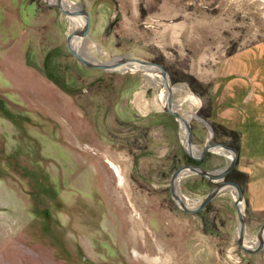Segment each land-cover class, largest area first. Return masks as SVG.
Segmentation results:
<instances>
[{"label": "rangeland", "instance_id": "obj_1", "mask_svg": "<svg viewBox=\"0 0 264 264\" xmlns=\"http://www.w3.org/2000/svg\"><path fill=\"white\" fill-rule=\"evenodd\" d=\"M55 1L0 0V264H264V244L248 253L237 243L232 188L219 190L196 212L182 211L170 195L169 177L178 166L204 168L208 159L217 171L230 151L193 159L186 131L167 113L162 134L175 138L176 149L171 143L168 153L163 146L158 159L150 136L155 131L140 126L145 113L164 111L160 71L129 63L125 70L80 64L66 35L80 29L84 18L71 22L76 16L61 13ZM60 3L88 13L89 29L73 43L86 58L135 57L166 71L175 109L190 123L194 155L215 142L208 119L215 65L225 61L232 71L240 58L248 86H241L238 99L253 91L256 78L257 115L250 125L231 119L217 124L239 136L246 132L239 138L240 161L264 162V58L248 57L249 49L264 51V0ZM114 11L117 19L103 34ZM253 97L242 104L245 111ZM254 130L258 144L250 151ZM147 144L152 149L142 153L138 147ZM142 166L145 175L137 170ZM151 166L165 172L152 175ZM234 169L248 179L246 169ZM254 175L262 179L260 191L247 183L246 196L259 213L249 209L238 184L246 247L257 244L264 220L262 164ZM206 181L189 171L177 178L175 192L186 208L197 206L215 183Z\"/></svg>", "mask_w": 264, "mask_h": 264}, {"label": "crops", "instance_id": "obj_2", "mask_svg": "<svg viewBox=\"0 0 264 264\" xmlns=\"http://www.w3.org/2000/svg\"><path fill=\"white\" fill-rule=\"evenodd\" d=\"M249 48V47H246ZM246 48H241L238 51H236L234 53L235 56H237V54L241 51H243ZM252 50L249 49V56L253 59H260V58H264V51H260L258 53V51H256L255 53L251 52ZM244 54V53H243ZM227 59V58H226ZM225 59V60H226ZM221 62V61H219ZM218 62V63H219ZM241 62V64H239ZM225 64V65H224ZM228 64V63H227ZM233 70L229 71V66H226V63L224 61V63L221 64H216L215 65V73H214V84H213V90H212V96H211V100H210V108H209V114H208V119L209 121H213L215 123H225V119H231L234 123L235 122H240V121H249V125H250V120L252 118V120H255V117L257 115L254 114V111L257 110V106L256 104L259 103L260 100H258L259 98H254V93L256 92L257 88H260V83L257 82L256 78H255V82L253 83V91L251 88V93H249L247 96H243L242 99H238V94L240 92V88L241 86H248L247 84V79L244 78L245 75L248 74V70L247 67L244 65L245 63L239 58L238 61L233 63ZM219 66H221L219 68ZM251 66V65H249ZM257 67L252 69L253 74L256 72ZM252 78V75H251ZM251 82V80H250ZM261 90V89H260ZM252 97L255 100V103L252 104H248V109L247 111L244 110V107L242 106V104H246L247 99H252ZM216 98V99H215ZM218 98V99H217ZM252 112V117L250 115V113ZM167 113L162 110L159 109H154L153 111H150L149 113H145V118L142 119L143 121V125L140 126V129H150L152 128L155 132L154 133H150L151 136V141H153L151 144L155 145V148L153 149V152L158 154V159L161 158L163 156L164 153H162L163 150V146H168V153H170L171 149V143H172V148L176 149V145L175 144V138L174 141H172L170 139V136L168 135V133L166 134L167 136H163L162 134V130L166 129V124H165V119L167 120ZM165 117V119H164ZM210 118L214 119V120H210ZM165 125V126H164ZM246 134V132H244ZM244 133L242 132L240 137H242V135H244ZM248 135L250 136L251 134V127H249L248 130ZM174 136V135H173ZM259 137V135L256 133V131L254 130L252 133V138L248 141V145L247 147L250 148V151H253L255 149V146H257V142L256 139ZM240 142H241V138H240ZM240 142L238 144V146L240 145ZM167 147V148H168ZM143 151L142 153H144V151H150L152 149V147L150 145H144V147L142 148ZM159 149V151H158ZM238 150V148H237ZM210 152H212V150H209ZM214 152V150H213ZM215 154V152H214ZM263 155V154H262ZM264 156V155H263ZM147 156H143L142 159L144 160ZM151 160H155V156H150ZM240 155H239V150H238V154H237V159H236V166L235 168H239L240 166L242 167V169H246L247 170V176L248 179L246 180L243 189H244V193H245V197L247 200V204L249 209L254 211V212H258L260 211L259 206H252L250 204V200H248L247 196H246V186L247 183L249 184V186L252 188V192H258L260 191V183H262V179L257 175H254V169L256 168V166L258 164H262V166H264V162L258 163L257 161H253L251 162L250 160L247 161H240L239 160ZM210 164H212V162L210 163V160L207 159L206 161V166L203 168L202 166L200 168L204 169V170H208L211 171V168H209ZM152 169V175H155V172L157 170H162V168H154V166H151ZM137 170L140 174L145 175V173L147 172L144 170V166L142 167H137ZM137 172V174H138ZM208 182V181H206ZM252 192H251V196H252ZM252 203V202H251ZM259 213V212H258Z\"/></svg>", "mask_w": 264, "mask_h": 264}, {"label": "water", "instance_id": "obj_3", "mask_svg": "<svg viewBox=\"0 0 264 264\" xmlns=\"http://www.w3.org/2000/svg\"><path fill=\"white\" fill-rule=\"evenodd\" d=\"M55 5L58 7L61 13L65 14L66 16H81L84 17L85 23L82 25L80 29H74L70 31L66 35V46L68 51L71 53V55L76 59L77 62L80 64L87 66V67H95V68H101L104 70H109L115 67L116 65H119L120 63L129 61L133 63H137L140 65H149L157 68L160 71V76L164 79V89L167 92V98L166 102L164 104V111L168 113L171 117H173L174 120L178 121L179 124H182L187 133V142L191 143V126L188 121L184 118L183 114H179L174 106V103L172 102L171 99V94H172V86L169 82V79L167 77L166 71L157 63L151 62V61H144L142 59H138L135 57H124L120 58L117 62L114 61H105V62H99V61H93L90 60L89 58H86L85 56L82 55V53L75 49L73 45L71 44L73 38H81L84 37L89 29V16L88 13L83 10L82 8H77L75 10H69L65 8L64 6L61 5L60 0L55 1ZM117 19V13L114 11L112 15L109 17V20L104 27L103 34H107L110 32V29L114 22ZM220 147L223 150L230 151L231 153V158L227 162L225 166H223L221 169L217 171H208L200 168L198 165L195 164H184L178 166L170 175L169 177V191L171 197L177 201V203L180 205L182 208V211L184 212H196L199 211L201 208H203L212 198L213 196L221 189L230 187L233 189L234 193V206H235V211L236 215L238 218V227H237V243L238 245L246 252L252 253L260 249L263 244H264V220L261 225V228L259 229L257 233V244L254 247H246L244 245V240H243V227H244V219H243V214H242V208L240 209V205L242 202V191L239 187V185L231 180H226L224 179L225 176L235 167L236 165V159H237V154L238 150L236 147L227 145L222 142H212V143H205L198 154L194 155L191 153L189 150L186 149L187 154L192 157L195 160H199L202 155L209 150H214L215 148ZM189 171L198 174L200 177L206 179L207 181H215L214 185L206 192L205 196L203 197L202 201L195 206L194 208H186L179 197L177 196L175 192V184L177 178L182 175L184 172Z\"/></svg>", "mask_w": 264, "mask_h": 264}, {"label": "trees", "instance_id": "obj_4", "mask_svg": "<svg viewBox=\"0 0 264 264\" xmlns=\"http://www.w3.org/2000/svg\"><path fill=\"white\" fill-rule=\"evenodd\" d=\"M210 105V104H209ZM210 108V106H209ZM210 127L213 134V139L215 142H222L227 145L233 146L238 148L239 144V133L236 131H233L231 129H228L220 124L214 123L210 121ZM234 174H237L239 176V180H235V178L232 176ZM228 179H234V181L239 185H244L246 182V176L244 173L239 172L237 170H231L227 176Z\"/></svg>", "mask_w": 264, "mask_h": 264}, {"label": "bare ground", "instance_id": "obj_5", "mask_svg": "<svg viewBox=\"0 0 264 264\" xmlns=\"http://www.w3.org/2000/svg\"><path fill=\"white\" fill-rule=\"evenodd\" d=\"M67 9H69L68 7H66ZM77 17H81V16H76V17H72V19H71V22H77L80 18H77ZM81 18H84V17H81ZM81 20V19H80ZM82 21V20H81ZM84 23H85V20H84ZM78 40L79 41V39L78 38H73L72 39V42H71V44L73 45V43H74V41L75 40ZM73 47L75 48V46L73 45ZM76 49V48H75ZM119 59H116V60H114V62H117ZM126 63H129V64H131V65H135V66H140V64H137V63H133V62H129V61H126V62H123V63H120L119 65H116L115 67H114V69H117L118 67H119V69H121L122 68V70H125V69H127V65H126ZM141 66H146V67H149V65H141ZM153 67V66H152ZM146 72H148V71H146ZM148 75V74H147ZM162 83H164L163 82V80L161 79V83L160 84H162ZM174 89V88H173ZM167 98V97H166ZM165 102H166V99H165ZM185 119H186V117H184ZM186 121H188L187 119H186ZM181 125V127L182 128H184V130L186 131V129H185V127L182 125V124H180ZM186 135H187V133H185ZM185 143H187V150H189L191 153H193V151H192V148L194 149L195 148V146L194 145H192V143H188L187 142V137H186V141H185ZM195 150V149H194ZM218 150H220V151H224L222 148H220V147H217V148H215L214 149V151H217L218 152ZM196 151V150H195ZM193 154H195V153H193ZM231 154V153H230ZM242 207H241V205H240V209H241ZM242 210V209H241Z\"/></svg>", "mask_w": 264, "mask_h": 264}, {"label": "flooded vegetation", "instance_id": "obj_6", "mask_svg": "<svg viewBox=\"0 0 264 264\" xmlns=\"http://www.w3.org/2000/svg\"><path fill=\"white\" fill-rule=\"evenodd\" d=\"M143 147H144V146H139L138 148L142 149ZM159 171H161V170H158L157 173H158ZM162 171H164V170H162ZM164 172H165V171H164ZM164 176H165V175H164ZM142 182L146 183V179H143ZM146 184H149V183H146ZM168 187H169V185H168ZM175 190H176V189H175ZM176 193H177V191H176Z\"/></svg>", "mask_w": 264, "mask_h": 264}]
</instances>
